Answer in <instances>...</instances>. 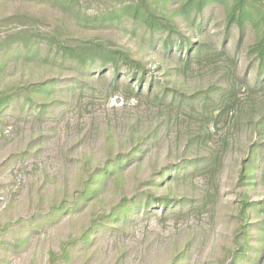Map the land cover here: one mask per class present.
I'll use <instances>...</instances> for the list:
<instances>
[{
  "label": "rangeland",
  "instance_id": "obj_1",
  "mask_svg": "<svg viewBox=\"0 0 264 264\" xmlns=\"http://www.w3.org/2000/svg\"><path fill=\"white\" fill-rule=\"evenodd\" d=\"M105 1L85 0L83 6L93 14L126 0H109L108 6ZM178 3L171 1L168 8ZM260 5L264 9V0ZM223 11V7L216 10L214 21L223 23ZM23 12L45 18L37 22L42 30L62 24V12L51 1L0 0V37L19 27L4 24L3 18ZM67 19L75 36L131 48L158 78H167L168 87L197 96L186 101L193 105L177 107L169 101L159 103L147 91L140 97L128 96V81L114 89L107 71L102 78H84L49 70V63L40 60H9L0 69V90L55 76H74L81 87L57 88L53 111L40 113L21 105L0 111V264H49L50 252L61 255L63 245L78 238L94 215L137 190H149L151 178L161 179L156 171L184 158L199 159L203 172L170 178L153 191L187 198L190 205L178 214L176 209L167 214L159 209L139 213L120 229L101 227L93 241L69 245V260L58 256L59 262L174 264L177 257L186 256L187 264H226L238 226L236 203L243 192L238 172L250 146L264 141V82L256 81L251 70L254 60L248 57L257 39L255 30L242 41L233 30L222 54H202L185 67L178 58L152 53L140 35L139 40L115 27H79ZM218 31L212 24L203 32L206 50L217 45L221 50ZM152 60L161 69L154 72ZM168 69L172 77L165 74ZM151 138H157L155 147L142 163L127 166L98 197L65 214L49 215L51 206L73 199L90 167L129 153ZM259 190L264 194V183Z\"/></svg>",
  "mask_w": 264,
  "mask_h": 264
},
{
  "label": "trees",
  "instance_id": "obj_2",
  "mask_svg": "<svg viewBox=\"0 0 264 264\" xmlns=\"http://www.w3.org/2000/svg\"><path fill=\"white\" fill-rule=\"evenodd\" d=\"M48 1L58 7L63 16L62 24H57L53 30H42L37 22H43L45 18L26 12L3 18L4 24H18L19 27L9 30L15 31L13 34L0 37V69L9 60L21 58L24 61L40 60L49 63L47 65L49 70L67 74L77 73L84 78L95 75H97L95 78H102L107 71L108 75H112L116 90L119 89L121 82L128 81L126 91L128 90L130 97H140L147 91L154 94V99L159 103L169 101L177 107L193 105L186 101L192 97L196 98L197 94L187 96L176 88L168 87L167 78L164 80L158 78L141 58L134 56L131 48L118 44L106 45L100 38H84L72 34L69 29L71 21L67 19L70 18L79 27L90 25L95 29L115 27L116 30L134 35L137 39L140 35V39L152 53L161 54L168 60L178 58L185 67L191 66L202 54L204 56L222 54L228 47V37L233 30H236L241 41L247 32L255 30L257 39L250 45L248 57L254 60L251 70L257 75L256 81L264 82V9L260 5L263 0H234L230 6L226 5L227 0H126L110 7L108 0L105 1L108 7L93 14H89L83 6L85 0ZM161 1L163 5L165 3V8L161 9L163 7L160 5ZM171 1L180 3L171 9L168 8ZM219 7L224 8L223 23L214 21ZM212 24L218 27V35H222L221 50L217 49L219 45L205 49L203 32ZM260 30L261 33L258 32ZM195 38L200 40L197 41ZM43 48L44 54L41 52ZM152 61L156 67L154 72L161 69L155 60ZM165 74L171 77L174 75L170 69L166 70ZM78 83L74 76H55L43 81L15 83L0 90V111L10 105L34 107L40 113L46 110L53 111L57 88L81 87ZM156 141L157 138L146 143L142 141L143 143L129 153H120L109 157L101 165L90 167L73 199L63 200L51 206L49 215L65 214L81 203H89L98 197L108 182L120 176L127 166L142 163L145 154L155 147ZM203 170L204 166L199 159L184 158L156 171V176L159 175L161 179L151 178L147 182L149 190H137L131 196H124L109 210L94 215L78 238L63 245L61 255L54 251L50 252L49 264H60V257L65 261L69 260L71 256L69 245L74 247L79 242L93 241L101 227L120 229L137 214L146 215L157 209L163 214L176 209L174 211L178 214L190 205L188 203L191 200L169 194L157 195L153 189H161L164 181L168 182L170 178L178 179L180 175L185 176L189 171H192L191 174L199 175ZM263 183L264 141H258L250 146L249 156L242 161L238 172L237 184L243 192L236 203L238 226L233 235L234 244L229 250L226 264H264V194L263 192L260 194V190L257 191ZM255 220L257 222H254ZM186 261V256H179L174 264H187Z\"/></svg>",
  "mask_w": 264,
  "mask_h": 264
}]
</instances>
